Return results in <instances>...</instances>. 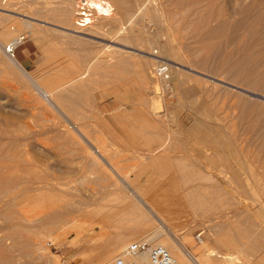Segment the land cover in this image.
I'll return each instance as SVG.
<instances>
[{"label": "rangeland", "instance_id": "374dc122", "mask_svg": "<svg viewBox=\"0 0 264 264\" xmlns=\"http://www.w3.org/2000/svg\"><path fill=\"white\" fill-rule=\"evenodd\" d=\"M69 1L0 0V8L7 9L0 11V27L7 19L10 28L0 40L8 43L22 36L23 44L14 57L40 84L55 89L74 77L84 78L51 102L34 90L0 50L9 63L0 61V247L5 248H0V257L8 258L11 252L9 258L14 256L15 264L108 260L111 264L128 243L154 234L164 221L165 234L177 242L186 241L189 254L203 242L226 251L218 243L223 237L224 243L246 253L245 264H264V145L263 149L260 145L264 142V90L228 80L224 60L228 55L238 61L243 48L241 59L251 54L258 60L254 46L264 45V1L153 0L165 12L164 18L153 14L147 20L139 17L134 24L151 35L155 50L172 45L173 50L168 49L162 59L169 68V92L154 73L157 88L156 81L153 85L148 78L147 70L152 68L145 63L150 55L144 52L143 35L135 41L114 42L109 21L98 32L89 30L85 38L66 34ZM144 1L112 0L117 4L113 6L119 24L121 19L123 23L132 18ZM248 3L250 13L243 15L241 9ZM75 4L76 8L77 0ZM116 43L121 44L120 56L113 54L117 51L100 53L105 45ZM260 67L264 69V63ZM80 85L86 89L78 90ZM75 86L79 92L74 95ZM61 97L68 110L66 103L59 104ZM117 182H124L119 186L121 193L115 191ZM14 197L21 204L15 207L21 214L14 207L4 211L5 202ZM136 199L151 208L140 204L142 213H129L127 208ZM199 202L204 206L195 213L192 206ZM4 212L19 215L7 219ZM31 215L49 228L44 226L49 232L40 240L31 238L29 227H19L28 226L19 224L20 217ZM146 216L154 221L152 231L144 230L134 238H129L130 232H120L128 222ZM50 221L56 222L51 231ZM199 231L202 242L195 243L193 236ZM31 239L40 246L34 258L27 260L21 248ZM119 239L127 240L120 245ZM153 240L162 245L168 239L164 235Z\"/></svg>", "mask_w": 264, "mask_h": 264}, {"label": "bare ground", "instance_id": "6f19581e", "mask_svg": "<svg viewBox=\"0 0 264 264\" xmlns=\"http://www.w3.org/2000/svg\"><path fill=\"white\" fill-rule=\"evenodd\" d=\"M76 2V0H70L68 3V9H67V13H66V20H64V22H66V25H65V27H64V29L67 31L66 32V34H69V35H72V36H74V37H76V38H85V37H83V36H89V33H87L89 30H94V31H97L98 32V30H100L101 28H103L102 27V25L105 23V22H108L109 21V24L112 26L111 27V29H110V31L111 32H113V34H111L112 36V38H114V42H115V40H116V42L118 41V42H125V41H130V40H134L135 41V39L137 40V39H139L140 38V36H142L143 35V40H141L142 41V43H144L143 45L145 46L144 48L146 49L144 52H146L147 51V53L150 55V57H146L147 58V62H145V63H147V68L149 69V68H152L150 71H148L147 70V75H148V78L149 79H151L152 81H154V84L153 85H155V79L156 78H153V73L156 75V77L159 79V85L161 84V86H163V88H164V90L166 91V92H169L170 90H171V86L169 85V82H168V77L169 76H167V79L165 78V76H163V75H159L158 73H157V71H156V69H157V67H156V64H160V63H162V59H164V56H163V54L164 53H166L167 51H168V49L170 50V51H172L173 50V47H172V45L171 44H166V45H164V47H161L160 48V50H155L154 49V47L152 46L153 45V43H154V40H153V38L151 37V35H149L148 33L147 34H145V33H143V29H141V27L142 26H140V24H138V23H136V24H134L135 23V21H136V19H138L139 17H142V18H144L145 20H147L150 16H152L153 14H155L157 17H159V18H164L163 16H165V12H163V10L161 11L157 6H154L155 5V3L153 2V0L151 1V0H145L141 5H139V8L137 9V11L135 12V14H133L132 16V18H130V19H128L127 21H123V23H122V19L118 16V18H120L121 19V25L119 24L120 23V20H119V22L117 21V19H116V16H115V13H116V8H114V6H116L117 4H115V2H112V0H104L105 2H107L109 5H111V6H113V12L109 15H103V14H99V13H94L93 14V16H92V19H90L89 20V22L87 23V25L86 26H79V25H76L75 24V21H76V18H77V16H78V9H79V1L77 0V3H78V5L76 6V8H75V2ZM97 1H99V0H97ZM163 2L165 1V0H162ZM245 1H247V0H245ZM250 1V0H249ZM256 1V0H255ZM254 1V2H255ZM264 1V0H263ZM67 2V1H66ZM156 2V1H155ZM166 2V1H165ZM65 3V2H64ZM73 3V4H72ZM8 4V3H7ZM65 4H67V3H65ZM252 4H254V3H252ZM164 5V4H163ZM1 6H2V4H1ZM5 6V5H4ZM72 6V7H71ZM161 6V5H160ZM165 6V5H164ZM66 7V6H65ZM253 7V6H252ZM162 8V7H161ZM249 8H250V3H248L247 4V6L245 5V6H243V8L241 9V13L243 14V15H245L247 12H249L248 10H249ZM75 9H77V10H75ZM5 10H7L6 9V6L5 7H1L0 8V11H5ZM63 10V9H62ZM13 11V10H12ZM64 11H66V10H64ZM10 12V11H9ZM10 13H12V12H10ZM15 13V12H14ZM250 13V12H249ZM249 13H247V14H249ZM16 14V13H15ZM19 14V13H18ZM0 15H3L2 14V12H0ZM5 16H7L6 14H4ZM65 15V14H64ZM118 15V14H117ZM8 16H10V15H8ZM7 16V17H8ZM25 16V15H24ZM27 16V15H26ZM63 16V15H62ZM154 16V15H153ZM61 17V16H60ZM63 19H64V16H63ZM9 20V19H8ZM164 20V19H163ZM9 21H11V20H9ZM0 24H1V22H0ZM9 22L7 21V19L3 22V24L1 25V31H0V35L1 34H3L4 33V35H6L7 33H9L10 32V28H9ZM27 24H29V21H28V23ZM112 24H114V25H112ZM35 25V24H34ZM119 25H120V27H119ZM30 26V25H29ZM40 28V27H39ZM63 28V27H62ZM13 29V28H12ZM214 30V29H213ZM215 31V30H214ZM213 31V32H214ZM212 32V33H213ZM218 32V31H217ZM264 32V31H263ZM114 34H115V36H114ZM210 33H208V35H209ZM253 34V33H252ZM256 34V33H255ZM68 35V36H69ZM91 36V35H90ZM110 37V38H111ZM225 37V36H224ZM64 38V37H63ZM109 38V39H110ZM228 38V37H227ZM73 39V38H72ZM75 39V38H74ZM77 40V39H76ZM238 40V39H237ZM11 42H13V43H15V45H14V49H13V52H12V55H10V54H7V53H5V55L6 56H8L9 57V60H10V62L13 64V66L15 67V68H17L21 73H22V75L25 77V79L34 87V90H36L37 91V93L39 94V95H42L43 97H45L48 101H51L52 102V100H54V98H58L59 97V95H61L60 93H62V94H64V91L65 90H67V91H69L68 90V87L70 88V86H73L74 84H76V82L79 84V79H81V78H83V75L82 76H80V77H77V78H73L71 81H69L68 83H66V84H63V85H61V86H59L58 88H55V89H48L47 87H45V86H43L42 84H40V82L34 77V75H32V74H30L25 68H24V66L21 64V62L18 60V59H16L15 57H14V55H15V52H16V50H18L21 46H22V36L21 37H19V38H16V39H14V40H12ZM139 42V41H138ZM120 43H116V45H105V47L101 50V49H99V50H101L100 51V53H103L104 54V52L106 51V53H107V51H108V53L109 52H114V51H117V54H115V52L113 53L115 56L116 55H118V53L121 51V49H120V46H121V44ZM230 43V42H229ZM104 44V43H103ZM258 45H261L262 44V42H260V43H257ZM126 45V44H125ZM240 45V44H239ZM140 46V45H139ZM241 46V45H240ZM252 46V45H251ZM251 46H250V48H249V50L251 49ZM263 46V47H262ZM262 46H254L255 48L254 49H256V52H257V54H258V56H257V59L258 60H253V59H256V58H253L252 59V57H254V56H250V55H248V56H250V59H249V57L248 56H246V57H248V58H246V57H243L242 59H241V57H239V54H240V56H241V54L244 52L245 53V51H244V48H243V50H241V51H243V52H241V53H239L238 54V57H237V54H236V52H235V54H236V56H233V58H236L237 57V59L238 58H240L238 61H231V59H229V58H227V56L228 55H225L224 57H225V59L224 60H226L227 61V63L226 64H228L225 68L227 69V74L228 75H230V78L228 77V80H230V81H234V82H241L240 84H242V83H249L250 84V87H252V88H258V89H260L261 91L262 90H264V69H262L260 66H261V64L262 63H264V45L262 44ZM221 47V46H220ZM262 47V49H260V48ZM225 48V47H224ZM242 48V47H241ZM253 48V47H252ZM141 49V48H140ZM178 49V48H177ZM236 49H238L237 51L239 52L240 50V47L239 48H236ZM235 49V50H236ZM118 50H119V52H118ZM179 50V49H178ZM248 49H247V51H249ZM253 50V49H252ZM102 51H104V52H102ZM230 51V50H229ZM232 51V50H231ZM169 52V51H168ZM178 52L179 51H177V54H178ZM253 52V51H252ZM261 52H263V53H261ZM1 53V52H0ZM99 53V54H100ZM111 53V55H113ZM132 53V52H131ZM146 53V54H147ZM2 54V53H1ZM0 54V61H2L3 62V64L5 63L6 64V61H5V58L6 57H2V55ZM86 54V53H85ZM176 54V55H177ZM223 54V53H222ZM228 54V53H227ZM231 54H233L234 55V52L233 53H231ZM253 54V53H252ZM257 54H254V55H257ZM98 55V54H97ZM108 55V57H109V54H106V56ZM179 55V54H178ZM99 56V55H98ZM97 56V57H98ZM104 56H105V54H104ZM115 56H113V57H115ZM118 56H120V55H118ZM183 56V55H182ZM245 56V55H244ZM102 57H103V55H102ZM112 57V58H113ZM122 57V56H121ZM229 57V56H228ZM221 58V57H220ZM227 58V59H226ZM231 58V57H230ZM259 58H261V59H259ZM91 59H92V57H91ZM109 59V58H108ZM107 59V60H108ZM117 59V58H116ZM122 59V58H121ZM123 59H124V56H123ZM125 59H126V61H127V57H125ZM96 60H98V59H96ZM223 60V61H224ZM236 60V59H235ZM91 61H94V59H92ZM116 61V60H115ZM222 61V60H221ZM103 62V61H102ZM113 62V61H112ZM120 62H122V61H120L119 60V63ZM7 63H8V61H7ZM10 63V64H11ZM92 63V62H91ZM90 63V64H91ZM96 63V62H95ZM114 63V62H113ZM116 63V62H115ZM123 63V62H122ZM203 63V62H202ZM9 64V63H8ZM8 64H6V65H8ZM93 64V63H92ZM100 64V63H99ZM102 64V63H101ZM112 64V63H111ZM117 64V63H116ZM205 64H206V62H205ZM94 65V64H93ZM93 65H92V67H93ZM96 65V64H95ZM103 65V64H102ZM146 65V64H145ZM9 66V65H8ZM90 66V65H89ZM97 66V65H96ZM115 66V65H114ZM119 66V65H118ZM88 67V66H87ZM92 67H91V69H92ZM95 67V66H94ZM122 67V66H121ZM154 67H156V69L154 70L153 68ZM206 67V66H205ZM88 68H86L85 70H86V74H87V72H88V70H87ZM94 69V71L95 70H97L98 69V67L96 68H93ZM92 69V70H93ZM82 70V69H81ZM85 70H84V72H85ZM178 70H180V69H177V71ZM99 71V70H98ZM97 71V72H98ZM105 71V70H104ZM103 71V72H104ZM226 71V70H225ZM179 72V71H178ZM93 73H96V71L95 72H93ZM20 74V73H19ZM82 74V73H81ZM83 74H85V73H83ZM88 74H90V72L88 73ZM87 74V75H88ZM86 75V76H87ZM95 75V74H94ZM181 75V73H179V76ZM85 76V75H84ZM95 77V76H94ZM93 77V78H94ZM88 78V77H87ZM132 78V77H131ZM84 79V78H83ZM97 79V78H96ZM140 79V78H139ZM146 79V78H145ZM232 79V80H231ZM178 80H179V78H178ZM84 81V80H83ZM148 81V80H147ZM86 82V81H85ZM94 82V81H93ZM152 83V82H151ZM82 84V83H81ZM85 84V83H84ZM239 84V85H240ZM17 85V84H16ZM149 85V84H148ZM77 86V85H76ZM76 86H75V89H71L73 92L72 93H74V95L76 94L75 92H76ZM81 86V85H80ZM79 86V88H78V90H81L80 88H82V87H84L85 88V86H81L80 87ZM86 86H88V85H86ZM145 86V85H144ZM147 86V85H146ZM244 86H245V84H244ZM91 87V86H90ZM155 87L157 88V81H156V85H155ZM83 88V89H84ZM151 88V87H150ZM162 88V87H161ZM86 89V88H85ZM147 89V88H146ZM255 89V90H256ZM77 90V91H78ZM152 90V89H151ZM210 90V89H209ZM66 91V92H67ZM79 92V91H78ZM77 92V93H78ZM81 92H83V90L81 91ZM226 92V91H225ZM36 93V94H37ZM72 93H70V94H72ZM58 96V97H57ZM79 96V95H78ZM241 96V95H240ZM68 97V96H67ZM63 98H65V97H61V99L59 98V100L61 101V100H63ZM239 98V97H238ZM59 100H58V102H59ZM79 100V99H78ZM64 101H66V100H63V103H60L59 102V104H64V103H66V104H64V106L65 105H67V102H64ZM68 101V100H67ZM55 102V104H57L58 102H56V101H54ZM146 103V102H145ZM158 103V102H157ZM54 104V103H53ZM62 105H60V107L62 106ZM68 105H69V103H68ZM53 106H55V105H53ZM70 106V105H69ZM158 106V105H157ZM58 107H59V105H58ZM59 107V108H60ZM66 107V110H68L67 108H68V106H65ZM74 107V106H73ZM246 107H247V105H246ZM249 107V106H248ZM62 108V107H61ZM70 108V110H74V109H71V107H69ZM152 108V107H151ZM154 108H155V106H154ZM157 108V107H156ZM158 108H159V106H158ZM157 108V109H158ZM239 108H240V106H239ZM63 109V108H62ZM61 109V110H62ZM63 110H65V108L63 109ZM76 110V109H75ZM74 110V111H75ZM152 110V109H151ZM156 110V109H155ZM78 111V110H77ZM71 112V111H70ZM73 112V111H72ZM93 112V111H92ZM244 114V113H243ZM77 115H78V113H77ZM156 115V114H155ZM241 115V114H240ZM245 116V115H244ZM9 117V116H8ZM73 117H74V114H73ZM80 117V116H79ZM248 117V116H247ZM41 118V117H40ZM60 119V118H59ZM75 119V118H74ZM76 120V119H75ZM243 120V119H242ZM6 121V120H5ZM242 122V121H241ZM78 123V122H77ZM6 124H7V122H6ZM5 124V125H6ZM9 125V124H8ZM54 125V124H53ZM84 125V124H83ZM86 125V124H85ZM2 126H4V125H2ZM55 126V125H54ZM57 126V125H56ZM90 128V127H89ZM53 130V129H52ZM84 130V129H83ZM87 131V130H86ZM261 131V130H260ZM2 133V132H1ZM4 133H5V131H4ZM258 133V132H257ZM258 134H260V132L258 133ZM8 135V134H7ZM90 135V134H89ZM255 135V134H254ZM59 136V135H58ZM3 137H5V135L3 136ZM62 137V136H61ZM76 137V136H75ZM100 137V136H99ZM262 138V137H261ZM65 139V138H64ZM97 139V138H96ZM256 139V138H255ZM264 139V138H263ZM74 140V139H73ZM99 140V139H98ZM91 141V140H90ZM104 141V140H103ZM262 141V143H260V145L262 144V145H264L263 143V140H261ZM10 142V141H9ZM12 143V142H11ZM61 143V142H60ZM102 143V142H101ZM4 145V144H3ZM66 145V144H65ZM99 145V144H98ZM103 145V144H102ZM261 145V149H263L264 147ZM5 146V145H4ZM3 146V147H4ZM9 146V145H8ZM7 146V147H8ZM110 146V145H109ZM1 147H2V145H1ZM10 147V146H9ZM8 147V148H9ZM16 147V146H15ZM263 147V148H262ZM61 148V147H60ZM3 149V148H2ZM165 149V148H164ZM57 150H59V149H57ZM49 151V150H48ZM164 151V150H163ZM262 151V150H261ZM14 152V151H13ZM51 152V151H50ZM65 152V151H64ZM159 152V151H158ZM164 152H166V151H164ZM105 153V152H104ZM15 154V153H14ZM139 154V153H138ZM159 154V153H158ZM166 154V153H165ZM72 155V154H71ZM163 155V154H162ZM4 157V156H3ZM7 157H9V156H7ZM163 157V156H162ZM11 158H13V157H11ZM143 158V157H142ZM152 158V157H151ZM5 159V158H4ZM10 159V158H9ZM17 159V158H16ZM15 159V160H16ZM24 159V158H23ZM140 159V158H139ZM6 161H7V158L5 159ZM11 160V159H10ZM19 160V159H18ZM93 160V159H92ZM141 160V159H140ZM12 161H14V160H12ZM112 161V160H111ZM21 163V162H20ZM25 163V162H24ZM147 163V162H146ZM67 164V163H66ZM89 164V163H88ZM114 164V163H113ZM201 164V163H200ZM6 165V164H5ZM8 165V164H7ZM4 167V166H3ZM168 167V166H167ZM1 168V167H0ZM106 168V167H105ZM173 168V167H172ZM102 169V168H101ZM107 169V168H106ZM4 170V169H3ZM121 170V169H120ZM160 170V169H159ZM162 170V169H161ZM101 170H99V172H100ZM107 171V170H106ZM108 171H109V169H108ZM107 171V172H108ZM103 172V171H102ZM117 172V171H116ZM6 173V172H5ZM109 173V172H108ZM113 173V172H112ZM162 174H164V173H162ZM174 175V174H173ZM164 176V175H163ZM186 176V175H185ZM224 176V175H223ZM5 177V176H4ZM162 177V176H161ZM6 178V177H5ZM4 178V179H5ZM100 178V177H99ZM13 179V178H12ZM103 179H105V178H103ZM8 180V179H7ZM11 180V179H10ZM98 180V179H97ZM102 180V179H101ZM110 180V179H109ZM125 180V179H124ZM6 181V180H5ZM11 181H13V180H11ZM126 181V180H125ZM116 182V181H115ZM9 183H10V181H9ZM124 183V182H123ZM123 183L122 182H120V184H122L123 185ZM6 184L7 185H5V183H4V185L5 186H7L6 188H8V183H7V181H6ZM10 184H12V183H10ZM13 184H15L14 182H13ZM110 184V183H109ZM119 184V182H117L116 184L114 183V185H115V187L114 188H116L115 189V191L117 190V192L119 191V193H121L122 192V189H121V187H122V185H120ZM3 185V186H4ZM103 185V184H102ZM5 186L3 187V189L5 190ZM119 186H121V187H119ZM125 186V185H124ZM123 186V187H124ZM0 187H2V185H0ZM11 188H12V186H11ZM10 188V190L13 192V190ZM14 188V187H13ZM103 188V187H102ZM2 188H0V198H2L1 197V193H3L2 191ZM7 190V189H6ZM17 190V189H16ZM112 190V189H111ZM130 191V190H129ZM9 192V191H8ZM11 192V193H12ZM15 192V191H14ZM13 192V193H14ZM5 193L6 192H4V194L2 195V196H4L5 195ZM11 193H9V194H6V196L8 197V195H11ZM100 193V192H99ZM127 194V193H126ZM125 194V195H126ZM129 194V193H128ZM132 194V193H131ZM115 195V194H114ZM128 196V195H127ZM131 196V195H130ZM5 197V196H4ZM6 197V198H7ZM103 197V196H102ZM113 197H115V200L118 202V198H117V196H113ZM133 197V196H132ZM15 198V197H14ZM134 198H135V196H134ZM136 198H137V196H136ZM197 198V197H196ZM5 199V198H4ZM38 199V198H37ZM36 199V200H37ZM104 199V198H103ZM136 200H138V199H136ZM202 200V199H201ZM204 200V199H203ZM1 201V200H0ZM5 201H6V199H5ZM218 201V200H217ZM1 202H3V200L1 201ZM222 203V202H221ZM19 204V202L18 201H16V198L15 199H11L10 201H8V202H5V206H3V207H5L4 209V211H6L9 207H16L17 208V205ZM96 204V203H95ZM125 204V203H124ZM140 204H141V206H143L144 208H145V206L148 208V207H150L149 206V204L147 203V202H144L142 199H139L138 200V202H135L133 205H132V207H129L128 206V210H129V213H131V212H134V211H138L139 213H142V207H140ZM2 205H3V203H2ZM21 205V204H20ZM20 205H18V206H20ZM54 205V204H53ZM87 205V204H86ZM127 205V204H126ZM181 205V204H180ZM91 206V205H90ZM204 205L202 204V202L200 203H198L197 205H193L192 206V208L195 210V213H196V210L198 209L199 210V208H202ZM2 207V208H3ZM87 207V206H86ZM174 207V206H173ZM182 207V206H181ZM187 207V206H186ZM220 207V206H219ZM7 208V209H6ZM15 208V209H16ZM19 208V207H18ZM17 208V209H18ZM25 208V207H24ZM73 208V207H72ZM151 208V207H150ZM149 208V209H150ZM172 208V207H171ZM182 208H184V207H182ZM10 209H13V208H10ZM16 209V211L18 212V210ZM82 209V208H81ZM148 209V212L149 211H151V209L149 210ZM227 209V208H226ZM2 210V209H1ZM22 210V209H21ZM123 210H125V208L123 209ZM147 210V209H146ZM14 211V210H13ZM20 211V210H19ZM62 211H63V209H62ZM127 211V210H126ZM1 212V211H0ZM8 212V214H7V212L5 213H3L4 215H5V218H6V216H7V219L9 218V217H11L12 218V216H13V218H15L14 216H16L18 213H20V212ZM72 212V211H71ZM90 212V211H89ZM124 212V211H123ZM162 212V211H161ZM183 212V211H182ZM201 212V211H200ZM206 212V211H205ZM1 214V213H0ZM21 214V213H20ZM35 214H37V213H35ZM66 214V213H65ZM158 214V213H157ZM156 214V215H157ZM19 215V214H18ZM23 215V214H22ZM39 215V214H38ZM37 215V216H38ZM204 215V214H203ZM43 216V215H42ZM17 217H19V216H17ZM17 217H16V219H17ZM36 215H34L33 217H32V215H31V217L30 216H27V217H25L24 219L22 218V216L20 217L22 220H18V222L20 221V222H24V223H26L28 226H23L24 224H20V222H19V227L20 226H22V227H24L25 229L26 228H28V230H29V233H31V238H37V239H39L40 240V237L41 236H43L46 232L45 231H47V232H49L47 229L44 231V229L45 228H48L47 227V225H44V222H42L41 223V225H40V223H38V217H36ZM16 219L14 220V221H16ZM67 219V218H66ZM11 219H9V221H10ZM13 220V219H12ZM74 220V219H73ZM54 221V220H53ZM53 221H50V223H51V229H50V231L54 228V226L56 225V222H53ZM68 221V220H67ZM71 222H72V220H70ZM140 221V220H139ZM17 222V221H16ZM18 222H17V224H18ZM60 222V221H59ZM63 222V221H62ZM61 222V223H62ZM65 222H66V220H65ZM64 222V223H65ZM74 222V221H73ZM72 222V223H73ZM152 222H154V221H152ZM164 222V221H163ZM163 222H160V224L158 225V227L157 228H155L156 230L153 232L154 234H152L151 233V235H149V236H151L153 239H155V236L158 238V237H164V235L165 236H167V239L168 240H166V241H161V243H162V245L164 246V247H166L167 249H168V251H169V253L171 254V256H172V259H173V264H245V258L247 259V256L245 255L246 253L242 250V249H236V248H238L237 246H233L232 244H230L229 243V245H227L226 243H224L223 241H224V238L222 237H218L219 239H218V243L219 244H222V245H224V248L225 249H227L226 251H222L221 249H219V247L218 248H211V247H209V245L208 244H206L205 242H203V243H201L202 245H199V247L197 248V250H195V251H193V252H190V254L185 250L186 249V246H187V244H186V241H179V242H177L176 240H174L169 234H165V230L163 231V229L165 228H163ZM9 223V222H8ZM11 223V222H10ZM46 223V222H45ZM53 223V224H52ZM54 223H55V225H54ZM64 223H62V224H64ZM142 223V222H141ZM166 223V222H165ZM47 224V223H46ZM60 224V223H59ZM58 224V225H59ZM215 224V223H214ZM30 225V226H29ZM49 225V224H48ZM54 225V226H53ZM190 225V224H189ZM41 226V227H40ZM44 226H46L45 228H44ZM192 226V225H191ZM206 226H209V225H206ZM218 226V225H217ZM16 227V226H15ZM56 227H58V226H56ZM209 227H212V228H216V227H214V226H209ZM17 228H18V226H17ZM43 228V229H42ZM162 228V229H161ZM15 228H13V230H14ZM49 229V228H48ZM27 230V229H26ZM71 230V229H70ZM217 230H219V229H217ZM24 231V230H23ZM15 232H16V230H15ZM19 232V231H18ZM138 233H132V235L129 237V238H134V236H136ZM18 235H19V233H18ZM128 238V239H129ZM264 238V237H263ZM120 241L118 242V244H120V245H123L125 242H126V240L127 239H119ZM37 241V240H36ZM35 240H33V239H31V240H28L24 245H23V248H21V249H23V255L27 258V260H28V258L29 257H31V258H34V254H36L35 252H36V250H35V248H37V249H39V246H38V244H37V242H36ZM156 242V241H155ZM192 242V241H191ZM1 244H2V241H1ZM119 245V246H120ZM1 246V245H0ZM118 245H117V247H119ZM126 247V246H125ZM125 247L123 248V250L125 249ZM242 247V246H241ZM1 248V247H0ZM3 249H5V248H1V250L3 251ZM9 249V248H8ZM8 249H6V253L5 254H8L7 253V251H8ZM123 250H121V252L123 251ZM19 251V250H18ZM117 251V250H116ZM14 252V251H13ZM21 250H20V253H19V256L21 255ZM42 252V251H41ZM119 252V251H118ZM121 252H119V254L121 253ZM0 253H1V251H0ZM4 253V252H3ZM11 255H13L11 252H9ZM2 254V253H1ZM0 254V255H1ZM14 254H15V252H14ZM16 254H17V252H16ZM11 255H9V256H11ZM9 256H8V258H5V257H0V264H15L16 262H15V260H12L13 259V257L14 256H12V259H11V257L9 258ZM19 256H17L18 258H19ZM22 256V255H21ZM7 257V256H6ZM23 257V256H22ZM30 258V259H31ZM136 260H137V262H138V264H151L150 263V261H149V258H148V255H147V253H142V254H138L136 257ZM20 259V258H19ZM23 259V258H22ZM36 259V258H35ZM15 263H14V262ZM109 261V260H108ZM108 261H102V263H100V264H109L110 262H108ZM242 261H244L243 263H242ZM18 262V261H17ZM31 264V263H30Z\"/></svg>", "mask_w": 264, "mask_h": 264}, {"label": "built area", "instance_id": "2783aa9c", "mask_svg": "<svg viewBox=\"0 0 264 264\" xmlns=\"http://www.w3.org/2000/svg\"><path fill=\"white\" fill-rule=\"evenodd\" d=\"M79 9L75 24L86 26L94 13L110 15L113 12V6L109 5L104 0H78ZM15 43L2 42L0 40V50L4 53L12 55ZM159 75L165 76L167 79L169 68L165 62L158 65L156 69ZM202 232H197L193 239L195 243L202 242ZM147 253L151 264H173V259L168 249L163 245L154 242L151 236L146 235L132 240L128 243L125 249L114 257L111 264H138L136 256L138 254Z\"/></svg>", "mask_w": 264, "mask_h": 264}, {"label": "crops", "instance_id": "0c3cea01", "mask_svg": "<svg viewBox=\"0 0 264 264\" xmlns=\"http://www.w3.org/2000/svg\"><path fill=\"white\" fill-rule=\"evenodd\" d=\"M127 221H129V220H127ZM128 223H129V225L127 224L126 226H123V228L119 229L120 232L141 233V232H143L144 230H147V229L152 231L149 228L153 225V222L147 216L144 219H138L136 221H130ZM150 231H148V232H150Z\"/></svg>", "mask_w": 264, "mask_h": 264}]
</instances>
